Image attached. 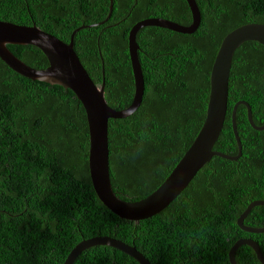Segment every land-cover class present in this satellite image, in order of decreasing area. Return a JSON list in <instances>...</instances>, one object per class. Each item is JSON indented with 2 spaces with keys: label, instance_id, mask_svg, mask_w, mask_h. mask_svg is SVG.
<instances>
[{
  "label": "trees",
  "instance_id": "1",
  "mask_svg": "<svg viewBox=\"0 0 264 264\" xmlns=\"http://www.w3.org/2000/svg\"><path fill=\"white\" fill-rule=\"evenodd\" d=\"M199 29L180 33L156 26L137 34L145 77L141 107L130 117L111 119L110 172L114 190L137 201L154 192L192 145L207 114L211 72L223 39L237 27L264 23V0H196ZM0 0V20L38 25L70 42L92 79L103 84L116 109L131 105L135 78L130 31L148 18L189 26L187 0ZM9 48L27 64L47 68L35 45ZM246 100L254 121L264 124V45L245 42L235 53L224 128L214 149L239 152L232 112ZM242 156H214L166 209L136 221L121 218L99 198L90 173V130L84 105L72 90L32 80L0 58V264H64L83 239L112 236L134 244L152 264H230L229 252L241 238L259 242L264 233L245 232L238 218L264 200V130H256L248 108H238ZM264 227V206L246 218ZM239 264H262L248 245ZM75 264H141L104 245L85 250Z\"/></svg>",
  "mask_w": 264,
  "mask_h": 264
},
{
  "label": "water",
  "instance_id": "2",
  "mask_svg": "<svg viewBox=\"0 0 264 264\" xmlns=\"http://www.w3.org/2000/svg\"><path fill=\"white\" fill-rule=\"evenodd\" d=\"M110 1V12L107 19L92 24V26L103 24L112 17L115 3L114 0ZM187 1L193 15L191 25H181L164 18H148L139 21L131 29L129 50L135 78V95L131 105L125 109L112 107L106 99V69L102 49L100 48V54L103 60L104 78L101 86L92 79L75 50V36L84 26L73 32L70 42H65L36 24L30 26L0 20V58L14 71L27 78L46 81L72 90L84 105L90 130L89 167L94 188L100 200L112 212L121 218L137 223L166 209L214 156L233 161H237L242 156L243 144L237 125V113L240 105L247 106L249 121L254 129L264 130V124L257 125L254 121L251 105L246 100H240L235 104L232 112L233 129L239 147L238 154L230 155L214 149L227 117L230 76L235 53L247 41H256L264 45V23L250 22L237 27L223 39L211 72V89L205 121L192 145L170 176L154 192L137 201L125 200L114 190L110 172L109 123L111 119L132 116L141 107L146 90L137 34L147 26H156L186 34L196 32L202 22L201 10L196 0ZM10 44L37 46L48 57L49 66L36 68L27 64L14 54L9 48ZM256 206H264V200L253 201L238 218V225L245 232L260 234L264 233V227H250L245 224L246 218ZM98 245L121 250L141 264H152L136 245L112 236H95L83 239L72 249L64 264H75L85 250ZM244 245L250 246L255 251L258 260L264 264L262 247L252 238H241L233 245L229 252L231 264H238L237 251Z\"/></svg>",
  "mask_w": 264,
  "mask_h": 264
},
{
  "label": "clouds",
  "instance_id": "3",
  "mask_svg": "<svg viewBox=\"0 0 264 264\" xmlns=\"http://www.w3.org/2000/svg\"><path fill=\"white\" fill-rule=\"evenodd\" d=\"M253 113V112H252ZM237 223H238V221H237ZM239 226V225H238ZM236 259H237V257H236ZM231 264V263H230ZM239 264V263H238Z\"/></svg>",
  "mask_w": 264,
  "mask_h": 264
}]
</instances>
